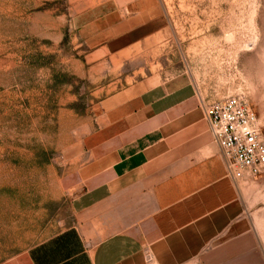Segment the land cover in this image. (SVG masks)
Returning a JSON list of instances; mask_svg holds the SVG:
<instances>
[{
  "label": "crops",
  "instance_id": "obj_1",
  "mask_svg": "<svg viewBox=\"0 0 264 264\" xmlns=\"http://www.w3.org/2000/svg\"><path fill=\"white\" fill-rule=\"evenodd\" d=\"M67 14L95 77L151 58L171 26L163 0H68ZM151 74L98 99L71 222L0 264H264L246 215L257 178L226 172L187 74Z\"/></svg>",
  "mask_w": 264,
  "mask_h": 264
},
{
  "label": "rangeland",
  "instance_id": "obj_2",
  "mask_svg": "<svg viewBox=\"0 0 264 264\" xmlns=\"http://www.w3.org/2000/svg\"><path fill=\"white\" fill-rule=\"evenodd\" d=\"M163 2L171 26L151 58L95 77L68 0H0V261L71 222L69 200L84 186L82 139L98 99L118 84L184 72L205 102L246 100L264 142V0ZM254 178L246 215L264 253V170L234 180Z\"/></svg>",
  "mask_w": 264,
  "mask_h": 264
},
{
  "label": "built area",
  "instance_id": "obj_3",
  "mask_svg": "<svg viewBox=\"0 0 264 264\" xmlns=\"http://www.w3.org/2000/svg\"><path fill=\"white\" fill-rule=\"evenodd\" d=\"M203 117L218 144L226 172L233 178L264 170V142L250 104L235 94L201 103Z\"/></svg>",
  "mask_w": 264,
  "mask_h": 264
}]
</instances>
